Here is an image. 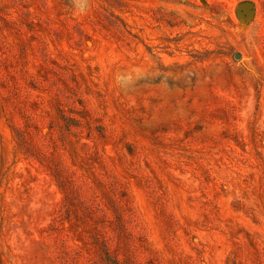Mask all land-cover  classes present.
<instances>
[{
	"label": "rangeland",
	"instance_id": "1",
	"mask_svg": "<svg viewBox=\"0 0 264 264\" xmlns=\"http://www.w3.org/2000/svg\"><path fill=\"white\" fill-rule=\"evenodd\" d=\"M0 264H264V0H0Z\"/></svg>",
	"mask_w": 264,
	"mask_h": 264
}]
</instances>
